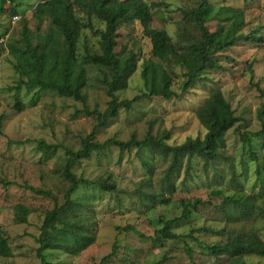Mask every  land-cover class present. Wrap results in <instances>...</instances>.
I'll list each match as a JSON object with an SVG mask.
<instances>
[{
    "label": "rangeland",
    "instance_id": "374dc122",
    "mask_svg": "<svg viewBox=\"0 0 264 264\" xmlns=\"http://www.w3.org/2000/svg\"><path fill=\"white\" fill-rule=\"evenodd\" d=\"M43 1L0 0V232L9 238L14 253L12 257H0V264L41 262L37 249L42 225L49 211L65 203L70 186L65 176L67 149L82 147L84 138L93 132L97 122L96 115L88 111L103 112L111 99L103 81L105 71L85 57L87 51L101 50L100 36L90 29L82 31L76 53L77 62L85 67L88 79L83 88L84 100L39 87L23 85L18 92L13 88L27 77L16 69L17 59L9 52V43L21 44L30 37L33 45L45 44L50 37H57L58 42L52 43L53 46L62 50L67 47L51 17H34L35 8ZM106 1L112 13L123 12L134 2ZM209 1L217 7L243 8L246 23L242 31L258 30L264 37V0ZM148 2L152 5V28L166 30L175 44L198 40L199 32L187 23L185 11L197 6L200 0ZM74 9L77 15H84L79 6L74 5ZM16 15L19 18L15 19ZM93 21L97 28H105V23L97 17ZM222 22L210 21L208 26L214 31ZM116 51H133L138 56V67L128 87L117 92L120 100L145 91L142 71L144 62L150 59L172 71L173 87L181 92L185 69L173 59L153 56L151 39L140 21L119 28ZM216 57L221 68L202 73L182 98H144L134 103L131 111L121 108L117 116L97 131L93 140L128 141L132 136L142 139L149 133L160 135L169 131L171 136L166 142L175 145L189 137H204L207 130L196 110L212 91L221 89L240 121L227 132L220 157L208 163L195 158L189 173L185 158L180 173L174 177L176 190L171 192L163 180L170 157L149 149L121 151L117 146H110L94 152L88 159L74 161L70 170L87 180L78 187L74 198L87 201L81 205L79 216L93 227L96 241L79 255L44 250L48 262L156 264L163 260L161 264H264V256L246 255L244 260L230 254L217 257L208 249V245L224 243L239 232L254 230L264 239V39L240 41L218 52ZM16 95L24 104L22 111L15 107ZM248 136L250 144L244 140ZM233 194L246 195L255 206L241 216L237 207L223 204L224 198ZM188 200L197 203V207L192 208L190 219L174 230L189 236L153 242L123 230L133 225L146 237L153 236L162 227L158 219L181 215ZM249 205L250 201L246 206ZM20 213L26 215L25 222H17ZM54 239L53 235L45 240ZM114 248L115 253L105 260ZM188 248L193 252V259L187 253Z\"/></svg>",
    "mask_w": 264,
    "mask_h": 264
},
{
    "label": "trees",
    "instance_id": "16d2710c",
    "mask_svg": "<svg viewBox=\"0 0 264 264\" xmlns=\"http://www.w3.org/2000/svg\"><path fill=\"white\" fill-rule=\"evenodd\" d=\"M10 1L13 3L15 0ZM133 1L123 12L112 13L108 10L106 0H44L35 8L34 17L36 19H43L45 16L51 17L60 35L64 37V44L66 43L67 47L63 50L54 47L52 43L58 42L57 37H50L45 44L33 45L30 37L21 44L12 42L8 44L9 52L17 59L16 69L27 77V80L23 79L16 87H13L17 92L21 86L25 85L27 88L39 87L43 91L55 90L64 96L84 100L83 88L88 79L85 67L77 62L76 53L82 31L90 29L94 34L100 36L101 50L100 52L87 51L85 57L105 71L103 81L106 84V92L111 98L103 112L97 109L88 111L89 114L96 115L97 122L93 132L84 138L82 147L78 150L67 149L65 176L70 181V186L65 193V203L49 211L42 225V232L38 237L40 246L37 249L41 259L39 264H52L47 261L44 250H62L71 255H79L96 241L93 227L84 223L82 217L79 216L81 205H85L87 201L74 198L78 187L87 183L86 179L78 177L70 170L74 161L88 159L94 152L106 150L110 146H117L121 151L133 148L149 149L160 156L170 157V163L163 180L168 183L171 192L176 190L174 177L180 173L185 158L187 173L197 157L207 163L215 161L222 154V146L225 143L227 132L240 121V117L235 114L230 101L222 90L216 89L196 110L199 121L207 130L204 137H189L184 142L175 145L166 142V139L171 136L169 131H164L160 135L149 133L142 139L132 136L128 141L116 138H110L104 142L93 140L97 131L105 126L110 118L117 116L121 108L131 111L134 103L144 98L180 99L194 86L202 73L206 70L221 68V63L216 57L218 52L230 49L240 41L264 39L258 30L248 33L242 31L246 23L243 8L225 5L217 7L209 0H200L197 6L185 11L187 23L199 32L198 40L185 45L175 44L166 30L154 29L150 26L151 3L148 0ZM74 5L79 6L84 15H77ZM12 9L15 11L16 7L13 5ZM94 16L105 23L104 29L96 27L93 21ZM214 20L224 22L211 31L208 22ZM135 21H140L146 36L151 39L154 57L161 60L173 59L176 64L185 69V79L180 87L181 92L173 87L172 71L150 59L144 62L142 71L145 91L133 98L122 100L118 98L117 92L128 87L129 79L138 67V56L135 52L116 51L119 28ZM15 107L19 111L24 109V104L21 103L18 95H16ZM244 140L247 144L251 143L249 136ZM44 147L47 146L44 145ZM30 188L37 193H44L35 187ZM108 188L113 189L114 187L108 185ZM248 198L243 194H233L224 198L223 204L237 207L242 216L246 215L252 206H255L254 201ZM248 201H250V205L246 206ZM166 202L169 204L170 201ZM197 202L201 203L200 200ZM196 207L197 203L188 200L184 203L181 215L174 218H159L158 224L162 227L158 228L153 236L146 237L133 225H128L123 230L133 231L153 242L179 240L189 235L185 236L175 232V227L188 221L192 214V208ZM71 215H74L75 219H72ZM26 218L25 214L20 213L16 220L21 223L25 222ZM117 229L120 231L121 227H117ZM190 234L194 236L192 233ZM53 235L56 239L52 242L45 240ZM208 249L217 257L230 254L233 258L244 260L243 257L246 255L264 256V239L254 230L247 233L239 232L224 243L208 245ZM114 253L115 248L104 259L111 258ZM187 253L193 259L191 248H188ZM13 255L9 238L0 232V257H12ZM162 262L163 260H160L156 264Z\"/></svg>",
    "mask_w": 264,
    "mask_h": 264
},
{
    "label": "built area",
    "instance_id": "2783aa9c",
    "mask_svg": "<svg viewBox=\"0 0 264 264\" xmlns=\"http://www.w3.org/2000/svg\"><path fill=\"white\" fill-rule=\"evenodd\" d=\"M14 18H15V19H17V18H19V16H18V15H16Z\"/></svg>",
    "mask_w": 264,
    "mask_h": 264
}]
</instances>
